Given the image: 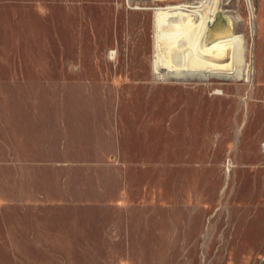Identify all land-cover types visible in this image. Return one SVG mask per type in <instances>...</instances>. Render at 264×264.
<instances>
[{"label":"rangeland","instance_id":"374dc122","mask_svg":"<svg viewBox=\"0 0 264 264\" xmlns=\"http://www.w3.org/2000/svg\"><path fill=\"white\" fill-rule=\"evenodd\" d=\"M198 1L0 0V264H264V0L244 78L156 67Z\"/></svg>","mask_w":264,"mask_h":264},{"label":"bare ground","instance_id":"6f19581e","mask_svg":"<svg viewBox=\"0 0 264 264\" xmlns=\"http://www.w3.org/2000/svg\"><path fill=\"white\" fill-rule=\"evenodd\" d=\"M160 1V0H157ZM157 33L155 66L184 74L244 78V43L233 29L212 32L210 23L219 11L218 0L167 3L155 8ZM199 74V75H200Z\"/></svg>","mask_w":264,"mask_h":264}]
</instances>
